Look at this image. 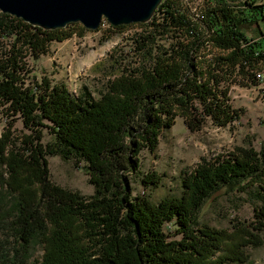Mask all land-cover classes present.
Listing matches in <instances>:
<instances>
[{
    "label": "trees",
    "instance_id": "obj_1",
    "mask_svg": "<svg viewBox=\"0 0 264 264\" xmlns=\"http://www.w3.org/2000/svg\"><path fill=\"white\" fill-rule=\"evenodd\" d=\"M259 20L264 1L163 0L130 38L135 70L108 78L95 97L87 86L74 94L64 84L28 76L25 53L38 59L52 41L71 35L72 23L45 30L0 11V107L19 116L29 133L20 145L9 129L0 136V165L7 170L2 182L11 198L0 223L13 238L7 249L0 244V263L26 264L36 241L38 264L245 261L241 247L259 241L264 205L253 208V221H237L230 231L200 224L196 213L218 191L253 187L264 202L263 150L240 146L204 161L182 177L181 196L158 204L131 197L130 173L138 172L141 146L152 151L176 116L191 131L207 119L226 127L239 118L230 88L257 84L262 74L254 70L264 66V50L243 31ZM43 127L52 134L45 144ZM49 155L83 161L94 194L86 198L53 184ZM165 221L176 224L179 240H166Z\"/></svg>",
    "mask_w": 264,
    "mask_h": 264
},
{
    "label": "rangeland",
    "instance_id": "obj_2",
    "mask_svg": "<svg viewBox=\"0 0 264 264\" xmlns=\"http://www.w3.org/2000/svg\"><path fill=\"white\" fill-rule=\"evenodd\" d=\"M258 23V26L243 28V31L248 37L257 39L264 50V36L261 34L264 22L259 20ZM69 26L71 35L61 41H52L48 51L38 59L25 53L29 78L39 82L41 77H46L53 83L64 84L74 94H79L83 86H87L97 97L108 78L113 80L127 74L125 71L132 73L131 70H135V52L130 38L141 29L139 23L118 28L103 19L95 30L87 29L81 23ZM254 72L264 74V66ZM257 79H260L256 80L257 84L231 86V104L239 110V118L230 125L217 127L207 119L200 128L191 131L183 117L176 116L170 128L161 130L158 144L152 151L141 146L137 153L138 172L130 173L131 197H144L154 204L163 199L179 197L183 191L182 177L192 174L204 161L213 162L220 156L235 152L236 147L240 146L264 151V78ZM3 112L0 107V136L9 129L14 142L20 145L24 135L29 134L28 130L19 116ZM40 132L44 144L52 139L47 127L41 128ZM83 165V161L47 156L50 181L89 198L94 194V186ZM6 174L7 170L0 165V211L11 201L10 193L2 182ZM152 175L155 176L152 180L154 183H151ZM144 177L148 182L142 181ZM252 190L253 187L244 191L216 192L196 213L199 223L230 231L237 221H253V208H259L264 202ZM1 223L0 244L3 243L7 249V240L11 243L13 238L8 236L10 231ZM162 230L167 241L179 240L182 236L177 232L176 224L169 221L163 223ZM241 250L247 258L234 264H264V230L259 233L256 244H245ZM41 254V245L36 241L26 264H38Z\"/></svg>",
    "mask_w": 264,
    "mask_h": 264
},
{
    "label": "water",
    "instance_id": "obj_3",
    "mask_svg": "<svg viewBox=\"0 0 264 264\" xmlns=\"http://www.w3.org/2000/svg\"><path fill=\"white\" fill-rule=\"evenodd\" d=\"M163 0H0V11L45 30L81 23L95 30L103 19L112 26L149 22Z\"/></svg>",
    "mask_w": 264,
    "mask_h": 264
},
{
    "label": "built area",
    "instance_id": "obj_4",
    "mask_svg": "<svg viewBox=\"0 0 264 264\" xmlns=\"http://www.w3.org/2000/svg\"><path fill=\"white\" fill-rule=\"evenodd\" d=\"M264 0H255V2L257 3V4H260L261 2H263ZM260 78H264V74H261L260 75ZM255 80H260V79H255ZM234 121H236V120H234Z\"/></svg>",
    "mask_w": 264,
    "mask_h": 264
}]
</instances>
